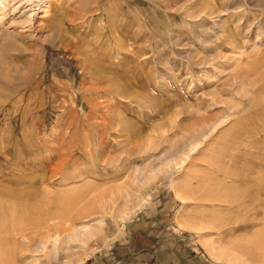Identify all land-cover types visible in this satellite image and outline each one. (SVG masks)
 Masks as SVG:
<instances>
[{
    "label": "rangeland",
    "instance_id": "rangeland-1",
    "mask_svg": "<svg viewBox=\"0 0 264 264\" xmlns=\"http://www.w3.org/2000/svg\"><path fill=\"white\" fill-rule=\"evenodd\" d=\"M117 187L40 259L115 264L149 222L170 264H232L207 240L264 264V0H0V233Z\"/></svg>",
    "mask_w": 264,
    "mask_h": 264
},
{
    "label": "bare ground",
    "instance_id": "bare-ground-1",
    "mask_svg": "<svg viewBox=\"0 0 264 264\" xmlns=\"http://www.w3.org/2000/svg\"><path fill=\"white\" fill-rule=\"evenodd\" d=\"M65 161L67 162V160ZM63 163L65 164V162ZM60 173L62 177L58 181L59 185L64 184L65 179L63 171ZM132 175L134 176L135 173L133 172ZM134 177L136 178V176ZM121 189V187H117L103 199L98 198L95 202L85 203L83 209L75 216L70 214L60 216L50 210L49 207H45L42 216L39 217L41 219L14 225L10 234L0 233V264H45L40 258L50 256L49 251H47L50 246L55 245L58 252H65L73 248L70 241L86 243L89 237L100 231V226L96 225V220L100 219V215L110 212L118 203ZM92 216L95 217L92 218ZM194 228L201 229L200 226ZM10 239L13 240L12 243L5 242ZM204 245L211 255H215L223 261L227 260L232 264H252L249 257L253 253L252 251L256 250L253 246L246 247L234 243L220 246L215 244L213 240L205 241Z\"/></svg>",
    "mask_w": 264,
    "mask_h": 264
},
{
    "label": "crops",
    "instance_id": "crops-1",
    "mask_svg": "<svg viewBox=\"0 0 264 264\" xmlns=\"http://www.w3.org/2000/svg\"><path fill=\"white\" fill-rule=\"evenodd\" d=\"M141 230L144 232L143 234L147 235V242L142 245L135 243L132 248L126 247L125 245L121 247L119 245V248L115 247L124 253L122 257L115 261V264H170L171 261L168 258L167 250H163L162 257L160 255L158 256V253L161 252V250H158L161 249L159 245L166 244L165 242L169 240L170 236L163 234L159 228L153 227L149 222H146V224L143 223ZM192 250L194 252V248ZM114 252L115 249L114 251L112 250V253ZM177 254V258L173 261L174 264H191L195 262L194 258L188 259V255H185V259L184 257H180L179 251ZM196 259L200 262L202 260L200 257H196Z\"/></svg>",
    "mask_w": 264,
    "mask_h": 264
}]
</instances>
